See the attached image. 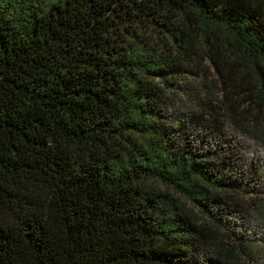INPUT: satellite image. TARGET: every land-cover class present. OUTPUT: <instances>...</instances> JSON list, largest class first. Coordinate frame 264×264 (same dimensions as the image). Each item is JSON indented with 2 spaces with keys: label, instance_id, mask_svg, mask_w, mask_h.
Masks as SVG:
<instances>
[{
  "label": "trees",
  "instance_id": "1",
  "mask_svg": "<svg viewBox=\"0 0 264 264\" xmlns=\"http://www.w3.org/2000/svg\"><path fill=\"white\" fill-rule=\"evenodd\" d=\"M264 0H0V264H264Z\"/></svg>",
  "mask_w": 264,
  "mask_h": 264
},
{
  "label": "rangeland",
  "instance_id": "2",
  "mask_svg": "<svg viewBox=\"0 0 264 264\" xmlns=\"http://www.w3.org/2000/svg\"><path fill=\"white\" fill-rule=\"evenodd\" d=\"M259 154L264 157V150H259Z\"/></svg>",
  "mask_w": 264,
  "mask_h": 264
}]
</instances>
